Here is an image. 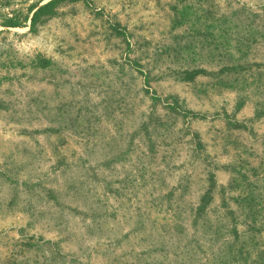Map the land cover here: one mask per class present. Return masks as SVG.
<instances>
[{"label": "rangeland", "instance_id": "rangeland-1", "mask_svg": "<svg viewBox=\"0 0 264 264\" xmlns=\"http://www.w3.org/2000/svg\"><path fill=\"white\" fill-rule=\"evenodd\" d=\"M46 1L0 0V264H264V0Z\"/></svg>", "mask_w": 264, "mask_h": 264}, {"label": "trees", "instance_id": "trees-1", "mask_svg": "<svg viewBox=\"0 0 264 264\" xmlns=\"http://www.w3.org/2000/svg\"><path fill=\"white\" fill-rule=\"evenodd\" d=\"M62 0H47L43 4H39L36 7V10L33 12L31 16V24L34 25L37 20L42 16L47 13H49V10L55 6L56 3ZM11 25H16V23H11Z\"/></svg>", "mask_w": 264, "mask_h": 264}]
</instances>
